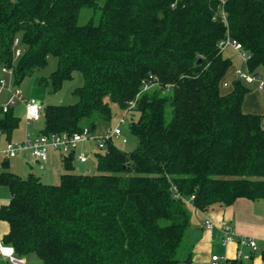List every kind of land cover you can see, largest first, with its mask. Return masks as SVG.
Instances as JSON below:
<instances>
[{
	"label": "trees",
	"instance_id": "obj_1",
	"mask_svg": "<svg viewBox=\"0 0 264 264\" xmlns=\"http://www.w3.org/2000/svg\"><path fill=\"white\" fill-rule=\"evenodd\" d=\"M83 8L98 11L96 24H78ZM227 37L249 55L247 72L257 77L264 0H0V64L13 69L14 85L49 56L57 68L39 86L57 92L75 72L84 79L77 103L42 107L39 134L95 132L150 79L161 86L129 111L137 115L129 125L137 148L106 143L95 154V175L72 173L73 155L62 159L57 185L22 178L2 162L0 184L10 194L0 207L8 225L2 244L42 264H178L190 213L171 197V184L203 213L239 199L264 201V115L243 111L250 85L237 76L222 90L233 65L219 49ZM18 126L13 108L0 107V135L9 141Z\"/></svg>",
	"mask_w": 264,
	"mask_h": 264
},
{
	"label": "rangeland",
	"instance_id": "obj_2",
	"mask_svg": "<svg viewBox=\"0 0 264 264\" xmlns=\"http://www.w3.org/2000/svg\"><path fill=\"white\" fill-rule=\"evenodd\" d=\"M99 19V13L98 11H93L92 9L88 8H83L80 11L79 19H78V24L79 25H84L90 21L93 23H97ZM224 56L229 58L232 61V68H236L242 72L247 71L246 64L242 61L240 56L231 48L227 47L223 51ZM16 63V62H15ZM14 63V64H15ZM1 64H0V70H1ZM57 68V59L49 56L47 58L46 66L43 69H39L34 71V73L26 77L19 85H14L15 81L13 78L9 77L8 75H3L1 74L0 71V78L5 79L12 89V91H18L22 94V96L25 99H28L30 97L36 98L39 103L41 104L42 107L44 106H67V105H73L78 102V98L74 95V91L78 88H82L84 85V79L81 73L75 72L72 75V78L70 80H66L62 83L60 90L57 92H53L50 88L48 87H42L38 85V80L40 78H48L52 73L55 72ZM237 71V70H236ZM234 72L233 76H229L227 82L232 81L235 79V73ZM258 77L262 79L264 82V70L262 68L259 69L258 71ZM228 87V86H227ZM253 97L250 98L251 102H256L258 105L256 108H252L250 111L244 108L247 112H252V113H262L260 109L263 110L264 112V92L260 91L257 89V85L253 84L250 85L249 87ZM227 88H222V90H226ZM262 92L263 94L259 96H254V92ZM171 92V91H170ZM169 92V93H170ZM169 93H164V94H169ZM249 96V95H248ZM10 94H8V91L5 90L3 91L1 98H0V107L4 106L9 99ZM249 98V97H248ZM247 99V98H246ZM21 103H17L13 107V115L15 118L19 121V126L18 128L12 133L10 140L8 141L7 136L3 135L0 136V171L3 170L1 167L2 162L5 160L8 161L9 163V168L8 170L12 172L13 174L17 175L19 172L21 176L24 178L26 177V170H28L27 165L24 163L26 161L31 160L30 154L27 152L25 154L19 153L16 158L14 159H7L5 155L3 154V151L6 150L7 146L10 144H18L24 141L25 138V108ZM125 118V124L121 127L122 131V136L120 139H114L113 140V146H115L117 149L121 150L122 152H130L133 151L134 149L137 148V140L134 136H132L129 132V125L132 120H136L137 115L135 113H130L129 111L125 110H120L117 107H112V119L109 123L107 122H100L98 129L94 132L95 137H104L108 136L107 132L111 129L114 130L117 125L119 124V121L122 118ZM43 120L40 118L39 121H36L32 123L30 126L27 128V133H30L31 138L33 136H36L40 131L43 130ZM125 139L127 142L126 144L122 143V140ZM107 145L105 146V149L103 151H100L96 148L95 143H91L89 145L88 142L86 144H81L77 150V153H83L87 157V163L86 164H80L76 160L73 162L74 166V172L76 175H95L97 174L96 170V158L95 154H101L106 150ZM96 152V153H95ZM95 153V154H94ZM24 155V156H23ZM31 162V161H29ZM14 171H13V170ZM24 170V171H23ZM20 171H23L21 174ZM19 175V174H18ZM20 176V177H21ZM22 177V178H23ZM42 183L43 180H41ZM45 184V183H44ZM52 185V184H48ZM10 199V194L9 190L6 186L0 184V200H9ZM4 205V204H1ZM261 214H264L263 212L259 211ZM6 229V224L3 223L2 221L0 222V231L4 232ZM6 235V233H5ZM183 243V242H182ZM181 243V248L183 247V244ZM179 250V251H180ZM179 254V253H178ZM188 258V254L183 255L184 261ZM180 259V257H179ZM26 264H42V262L35 256V255H29L25 258ZM180 264V263H178Z\"/></svg>",
	"mask_w": 264,
	"mask_h": 264
},
{
	"label": "crops",
	"instance_id": "obj_3",
	"mask_svg": "<svg viewBox=\"0 0 264 264\" xmlns=\"http://www.w3.org/2000/svg\"><path fill=\"white\" fill-rule=\"evenodd\" d=\"M236 70L238 69L231 68L229 76L234 77L233 74ZM261 94L263 93H260V91L254 92L255 97ZM252 97V94L246 96L247 99L245 98L243 111L250 114L264 115L262 109H260L262 113H252L244 110L246 108L250 111L252 108L257 107L258 104L256 102L250 101ZM25 129L27 133L28 128L26 125ZM21 153L25 154L27 152ZM29 161L24 162L28 168L25 172L26 176L34 174L40 181L43 180L45 184L57 185L59 183L60 176L64 172L60 155L50 152L47 161L44 163L35 162L32 159ZM23 171H20L21 174ZM71 172L76 174L74 166ZM17 173L19 174H17L18 176H21L19 172ZM8 201L0 200V207L2 206L1 204L5 205ZM187 208L190 213V225L182 239L183 247L179 251L180 264H210L212 256L232 261L236 259L237 255H240V260L238 261H241L242 264H264V214L259 212L264 213V201L253 202L239 199L232 206L227 208L216 207L206 213L196 210L192 205L187 206ZM205 220H209L212 223L213 227L211 230L204 229ZM224 223H228L235 234L233 242L226 245L222 244L221 226ZM7 232L8 225L6 224L4 232L0 231V242ZM242 239L253 240L257 246L256 250L242 243ZM185 254H188V258L184 261L183 255Z\"/></svg>",
	"mask_w": 264,
	"mask_h": 264
},
{
	"label": "built area",
	"instance_id": "obj_4",
	"mask_svg": "<svg viewBox=\"0 0 264 264\" xmlns=\"http://www.w3.org/2000/svg\"><path fill=\"white\" fill-rule=\"evenodd\" d=\"M224 4V1H222ZM221 18L223 21H226L225 13H220ZM227 47H231L242 59V61L246 64L249 55L245 53L241 47V45L236 42L235 40L227 37L223 39L219 43V49L221 52L224 51ZM13 62L21 55V50L19 49V40L16 38L14 39L13 46ZM1 73L3 75H8L9 77L13 78V69L7 68L2 66ZM235 76L238 79L242 80L246 85H257V89L264 92V82L260 77H256L250 73L242 72L237 70ZM228 86V82L224 81L222 87L226 88ZM161 88L159 82L156 79H150L148 82L143 84V87L140 93L136 96L135 102L130 103L125 111H130L135 107V103L140 97L142 93L151 91L155 88ZM164 93H169L172 88L170 86L162 87ZM7 90L8 94H10L9 99L7 100L4 106H1L2 113H7L10 108H13L17 103H21L25 108V125L26 127L30 126L32 123L39 121L41 118V110L42 106L38 100L34 98L25 99L22 94L18 91H12L10 86L8 85L5 79L0 78V98L3 91ZM125 124V118L123 117L117 127L114 130H109L107 132L108 136L104 137H95L94 132L90 131L88 128H83L79 133L67 134V133H51V134H37L31 138L30 133H25L24 141L18 144H10L7 146L6 150L3 151V154L7 159L15 158L21 152H28L30 157L35 162L44 163L48 159V155L50 152L57 153L60 155L62 159L68 157L70 155L74 156V159L79 163H86L87 157L83 153H77V150L81 144H86V142L91 145V143L96 144V148L100 151L105 149L106 143L112 142L114 139H120L122 136L121 127ZM1 136V135H0ZM122 143L125 144L126 140L123 139ZM96 153V152H95ZM94 153V154H95ZM171 197L173 199H180L182 200L186 206H190L191 204L189 201H186L181 197V195L177 192V189L174 185L171 184ZM193 197L190 198V201ZM212 223L209 220H205L204 222V229L211 230ZM221 233H222V244L226 245L234 240V232L231 226L228 223H224L221 226ZM242 243L247 244L253 250H256L257 246L256 243L251 239H242ZM0 258L7 262L8 264H26L25 258L15 256L14 250L11 246H7L0 242ZM236 261L240 260V255H237ZM229 259H221L217 256H212L210 260V264H230Z\"/></svg>",
	"mask_w": 264,
	"mask_h": 264
}]
</instances>
